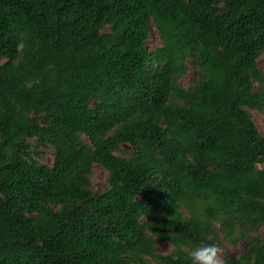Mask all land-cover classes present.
Instances as JSON below:
<instances>
[{
	"label": "trees",
	"instance_id": "16d2710c",
	"mask_svg": "<svg viewBox=\"0 0 264 264\" xmlns=\"http://www.w3.org/2000/svg\"><path fill=\"white\" fill-rule=\"evenodd\" d=\"M263 53L264 0H0V264H264Z\"/></svg>",
	"mask_w": 264,
	"mask_h": 264
},
{
	"label": "rangeland",
	"instance_id": "374dc122",
	"mask_svg": "<svg viewBox=\"0 0 264 264\" xmlns=\"http://www.w3.org/2000/svg\"><path fill=\"white\" fill-rule=\"evenodd\" d=\"M161 46V40L159 38L156 29L151 26L150 37L148 41V49L153 50ZM258 68L264 74V53L258 58ZM194 80L193 70L190 65H187V72L182 75L179 79L182 86H189ZM258 87V84H254ZM252 119L259 131V133L264 137V113H258L256 111H251ZM123 149L128 150V146L124 145ZM38 159L46 164H51L53 161V152L50 148H38ZM259 168L264 169V164H259ZM107 172L100 166L95 165L92 168L90 175L91 186L93 191H102L107 188ZM247 244L246 240H240L237 245L233 246L229 243H224V245L218 246L222 250V256L230 255L232 257H238L244 250ZM172 250V246L169 244H159L157 246V252L161 254H168ZM150 264H159L156 262H151Z\"/></svg>",
	"mask_w": 264,
	"mask_h": 264
},
{
	"label": "clouds",
	"instance_id": "9594fccd",
	"mask_svg": "<svg viewBox=\"0 0 264 264\" xmlns=\"http://www.w3.org/2000/svg\"><path fill=\"white\" fill-rule=\"evenodd\" d=\"M188 255L190 264H226L222 250L212 243L189 246Z\"/></svg>",
	"mask_w": 264,
	"mask_h": 264
}]
</instances>
